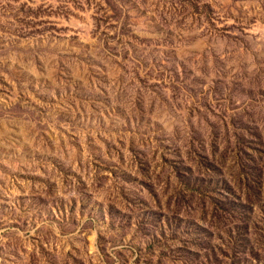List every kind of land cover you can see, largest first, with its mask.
<instances>
[{"label":"rangeland","instance_id":"1","mask_svg":"<svg viewBox=\"0 0 264 264\" xmlns=\"http://www.w3.org/2000/svg\"><path fill=\"white\" fill-rule=\"evenodd\" d=\"M0 264H264V0H0Z\"/></svg>","mask_w":264,"mask_h":264}]
</instances>
